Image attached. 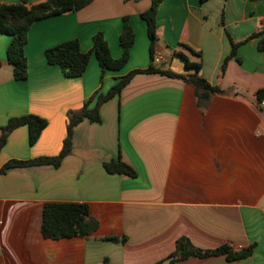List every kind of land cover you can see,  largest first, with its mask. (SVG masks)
<instances>
[{
  "label": "crops",
  "instance_id": "obj_1",
  "mask_svg": "<svg viewBox=\"0 0 264 264\" xmlns=\"http://www.w3.org/2000/svg\"><path fill=\"white\" fill-rule=\"evenodd\" d=\"M148 6L149 0H93L79 11L35 21L27 33L22 81L13 79L6 62L10 37L0 33V129L23 115L46 121L32 146L25 126L8 135L0 168L9 160L57 155L67 111L96 91L105 94L128 72L147 68L149 40L139 15ZM123 16L134 43L120 70L101 74L91 55L80 77L66 78L46 63L44 50L68 40L89 52L96 33L118 58ZM263 30L264 0H163L156 15V64L193 73L177 54L184 55L222 93L198 103L193 87L181 80L136 74L100 107L99 123L83 120L73 128L72 151L59 167L1 174L0 264H156L180 237L203 250L252 246V254L174 264H264V101L255 96L264 88V50H257L258 38L241 44L220 75L230 51L226 31L240 43ZM118 157L134 178L105 172L103 163ZM48 202L85 203L97 229L86 237L44 238L42 207Z\"/></svg>",
  "mask_w": 264,
  "mask_h": 264
},
{
  "label": "trees",
  "instance_id": "obj_2",
  "mask_svg": "<svg viewBox=\"0 0 264 264\" xmlns=\"http://www.w3.org/2000/svg\"><path fill=\"white\" fill-rule=\"evenodd\" d=\"M29 1L0 2V33L10 37V42L6 49V62L12 66V76L16 81H22L27 78V60L24 54V47L30 26L40 19L79 11L93 0H43L33 4ZM162 1L149 0L148 8L139 15L146 25V34L149 40L150 62L147 68L128 72L124 76L117 78L115 84L105 94L96 91L79 109L67 111L65 135L57 155L41 156L28 160H9L0 168V175L16 168L42 165H49L54 168L59 167L62 160L72 151L73 128L83 120L99 123L100 107L113 97L118 96L136 74H158L181 80L193 87L198 103H206L212 95L222 93L218 86L210 85L198 74L200 64L190 63L184 55L177 54L183 60L185 68L192 69L193 73H175L169 68L154 63L155 44L157 41L156 15ZM205 1L207 0H199L200 3ZM220 23L223 25L222 21ZM226 36L230 43V51L221 64L220 75L224 73L227 62L236 57L238 47L248 39L258 38L257 50H264V30L253 33L240 43H235L227 31ZM118 42L122 51L121 55L116 59L110 55L107 43L101 33H96L91 37V49L89 52H81L78 41L72 39L45 49L44 58L48 65L58 66L66 78L80 77L84 73L91 55L96 59L101 74L105 70L118 71L128 61L130 48L134 43V33L127 16L122 17V27ZM195 54L200 56V53ZM255 96L258 103L261 104L264 101V88L257 90ZM21 126L27 128L28 144L32 146L45 128L46 121L35 115H23L8 119L6 124L0 129V151L5 145L8 135ZM102 167L108 174H122L131 178L136 176L135 171L122 162L119 157L104 162ZM97 227L98 222L89 215L88 206L85 203L48 202L42 207L41 233L44 238L86 237L92 234ZM104 239L118 240L115 237ZM252 248V246H248L247 248L232 250L230 247L222 245L214 249L203 250L195 247L188 238L180 237L176 239L173 251L164 260L156 264H163V262H165L164 264H174L189 257L208 258L218 255H224L228 261L241 260L252 254Z\"/></svg>",
  "mask_w": 264,
  "mask_h": 264
},
{
  "label": "built area",
  "instance_id": "obj_3",
  "mask_svg": "<svg viewBox=\"0 0 264 264\" xmlns=\"http://www.w3.org/2000/svg\"><path fill=\"white\" fill-rule=\"evenodd\" d=\"M158 61H159V58H158V57H155V58H154V62H155V63H158Z\"/></svg>",
  "mask_w": 264,
  "mask_h": 264
}]
</instances>
